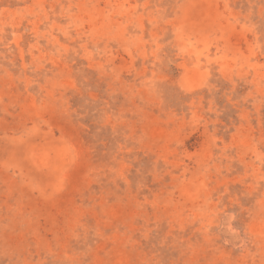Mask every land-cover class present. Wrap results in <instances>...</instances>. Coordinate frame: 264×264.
<instances>
[{
    "label": "rangeland",
    "instance_id": "1",
    "mask_svg": "<svg viewBox=\"0 0 264 264\" xmlns=\"http://www.w3.org/2000/svg\"><path fill=\"white\" fill-rule=\"evenodd\" d=\"M0 264H264V0H0Z\"/></svg>",
    "mask_w": 264,
    "mask_h": 264
}]
</instances>
